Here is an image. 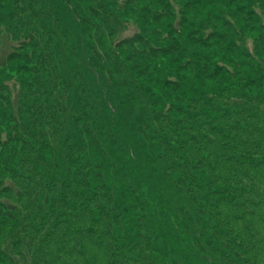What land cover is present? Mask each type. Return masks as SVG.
I'll list each match as a JSON object with an SVG mask.
<instances>
[{"label":"trees","instance_id":"obj_1","mask_svg":"<svg viewBox=\"0 0 264 264\" xmlns=\"http://www.w3.org/2000/svg\"><path fill=\"white\" fill-rule=\"evenodd\" d=\"M1 3L0 173L21 206L0 218L72 241L73 264L95 239L145 244L143 264H264V0Z\"/></svg>","mask_w":264,"mask_h":264},{"label":"rangeland","instance_id":"obj_2","mask_svg":"<svg viewBox=\"0 0 264 264\" xmlns=\"http://www.w3.org/2000/svg\"><path fill=\"white\" fill-rule=\"evenodd\" d=\"M123 1L124 0H119V3L122 4ZM0 14L1 16L9 14L5 9L2 8V3L0 4ZM15 16H31V12L28 11L23 13L22 6L15 13ZM126 22L127 23H121L118 26L120 34L123 33V37L120 38L133 37L137 32V28L135 26L136 24H134L135 22H129L128 20ZM0 36V59H2L5 58L11 51L13 44L6 37L5 33H1ZM6 75L12 78L14 82L18 81L19 79L16 73L6 72ZM256 162L258 165H263L258 169V173L260 174L259 181L264 184V160H256ZM12 173L13 169L10 168H4V170L0 173V205L9 204L10 206L16 207L21 206L17 199L18 197L9 194L11 186L17 183V180H14V176L12 175ZM258 198L260 200H264V191L258 194ZM30 209H24L23 212H27ZM237 209L238 208L233 209V213H235ZM224 210H226V208H224ZM250 210V207L245 206L243 207V211H241L240 213L249 214ZM259 210H261L260 207L258 208V211ZM3 214L4 218H0V264L76 263V257L68 256L66 252L63 251L64 248H66L67 250L76 249V245L72 241L64 243V241L62 240H59L57 238L54 239V235H52L53 230H47L41 227L39 224H30L33 222H25L27 220V213H22L20 215L19 213L16 214V216H18V220L23 222L22 224H16L12 222V211L8 207H6V210L3 211ZM240 218H242V216H240ZM252 221H255V217L250 220V222ZM239 224L242 225L243 223ZM35 226L43 229L35 230ZM47 236L49 238V241L46 240ZM224 240L227 241L229 240V238H225ZM144 247L145 244H142L139 251H137V249L133 250L130 248H125L120 252L116 251L115 253H112L111 250H108V246L100 248L99 243H97L95 239L94 242L91 241V252L88 253L90 257L94 255V257H91V259H93L92 264H143L144 259L142 258L140 253L146 254V252L144 253L142 251ZM8 251H11L12 253L10 255H6ZM77 262L79 264H90L89 258L85 259V261L78 260ZM166 262H169L170 264H178L174 256L172 258H167Z\"/></svg>","mask_w":264,"mask_h":264}]
</instances>
